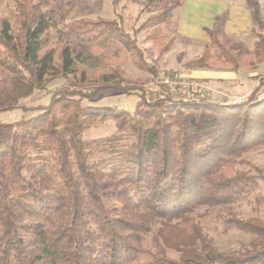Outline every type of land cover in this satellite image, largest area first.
Masks as SVG:
<instances>
[{
    "label": "trees",
    "instance_id": "trees-1",
    "mask_svg": "<svg viewBox=\"0 0 264 264\" xmlns=\"http://www.w3.org/2000/svg\"><path fill=\"white\" fill-rule=\"evenodd\" d=\"M7 2L14 7L0 20V112H40L0 121V264L264 262L261 218L234 212L225 217L226 230L237 228L253 238L245 251L223 254L195 214L201 207L242 201L256 211L264 208V171L246 154L264 148V74L235 102L168 94L150 99L123 65L131 62L151 75L158 70L121 16L78 18L52 33L49 0H0V5ZM181 4H164L142 28L168 24ZM246 5L252 30L261 29L254 45L228 35L224 12L204 28L210 42L190 66L238 71L264 64L261 4L246 0ZM83 34L98 39L87 51L73 40ZM106 44L124 52L97 58ZM93 59L108 71L90 72ZM59 78L65 82L50 90L48 102L22 103ZM104 89L142 93L134 111L84 102ZM107 120L115 123L112 134L84 138L87 129ZM109 205H119L118 214Z\"/></svg>",
    "mask_w": 264,
    "mask_h": 264
},
{
    "label": "rangeland",
    "instance_id": "rangeland-1",
    "mask_svg": "<svg viewBox=\"0 0 264 264\" xmlns=\"http://www.w3.org/2000/svg\"><path fill=\"white\" fill-rule=\"evenodd\" d=\"M50 6L45 10L48 12L52 27L55 33L58 24L74 19L89 17L105 18L122 17L126 31L135 36L139 45L145 50V56L149 64L156 67L158 73L151 75L138 70L131 62L123 65L126 73L133 82L142 86L148 82H153L151 88H144L147 97L153 99L157 96L170 95L174 98H195L216 102H235L248 96L251 89L250 83H245L241 88L235 87L233 82L227 78L230 67H213L209 69H198L190 66V61L199 55L204 46L209 42L208 35L203 27L209 22V18L216 12L229 11L227 7L237 4L245 5L244 0H181L182 4L173 10V16L168 24L158 25L155 29L142 28L143 23L152 14L161 11L164 4H172L175 0H74V4L69 8L66 4L69 0H49ZM262 15L264 18V0H259ZM189 3L188 9L191 12L200 6L196 16L200 18L198 22L186 21L181 18V9L184 4ZM14 5L10 2L0 5V20L9 18ZM230 12V11H229ZM191 15L187 17L190 19ZM254 25V24H253ZM252 25V27H253ZM252 27H248L246 34H243L244 42L252 47L257 40V32L261 29L255 25V32ZM227 29V24H226ZM234 39V38H233ZM79 49L89 50L91 43L98 42L91 34H83L73 39ZM114 51L124 52L117 44H106L105 49L98 55L109 56ZM90 72L108 71L107 66L101 64L99 59H93L88 65ZM256 70L258 74H264V64H260ZM162 74L176 77L180 80L188 81L182 87H170L161 82L159 78ZM244 77L243 75H241ZM241 77V78H242ZM260 80L256 79L254 84ZM63 78L55 79L47 85V89L38 92L22 100L27 106H37L48 102L50 90L63 84ZM243 84V82L241 83ZM235 87V88H234ZM142 91L139 90H112L104 89L100 96L92 101L84 102L94 106H117L129 111H134ZM264 96V92L260 98ZM40 111L37 109H14L7 112H0L1 122H13L22 118L31 117ZM116 130L113 120H107L101 124L90 127L84 132V138L89 140L97 137H105ZM248 158L264 171V148L251 150L246 153ZM256 173V171H254ZM264 191V182L262 183ZM109 211L116 215L120 211L119 205H109ZM236 213L240 217H259L264 221V208L255 210L254 206L242 201L229 206L201 207L195 212L198 222L203 232L213 240L218 252L223 254L240 253L250 247L253 234L244 232L237 228L226 230L223 226V219ZM160 225L159 223L155 226ZM173 256L178 253L171 251Z\"/></svg>",
    "mask_w": 264,
    "mask_h": 264
},
{
    "label": "crops",
    "instance_id": "crops-1",
    "mask_svg": "<svg viewBox=\"0 0 264 264\" xmlns=\"http://www.w3.org/2000/svg\"><path fill=\"white\" fill-rule=\"evenodd\" d=\"M243 3L245 4L246 0H244ZM188 5H189V3L184 4L182 9H181L182 20L185 19L186 21H188V20L194 19L196 22H198L200 20V18L198 17V15H199L198 12H199L200 6H196L195 7L196 10H192L190 12L188 9ZM227 10H229L230 12L229 11H224V12L228 13V19L226 22V24H227L226 31H227L228 35L232 39L234 38V40L244 41V38H242L243 34H246L245 32L247 31L248 27H252V25H253L251 10L247 7V5L245 6V5H240V4H239V6L237 4L231 5V6L227 7ZM224 12H216L211 16V18H209V22L207 24H205L203 27V30L207 35H208V33L205 31L204 28L210 27L213 23L215 16L218 14H222ZM195 14H198V15L196 16ZM189 15H191V18L187 19V17H189ZM208 38H209V42H210L209 35H208ZM257 69L258 68H253V69L241 68L238 71H235V70L228 71L227 78L229 77V79H230L229 81L233 82V84H235V87L240 86L242 88L245 83L246 84L250 83L252 87L249 91L251 92L253 90V88L257 85V84H254L256 81L255 76L259 75L256 72ZM241 75H243L244 77H242ZM242 82H243V84H241Z\"/></svg>",
    "mask_w": 264,
    "mask_h": 264
},
{
    "label": "built area",
    "instance_id": "built-area-1",
    "mask_svg": "<svg viewBox=\"0 0 264 264\" xmlns=\"http://www.w3.org/2000/svg\"><path fill=\"white\" fill-rule=\"evenodd\" d=\"M159 82H161L167 86H170V87H182V86H185L188 84V81L180 80L176 77L169 76L166 74H162L160 76ZM152 85H154V81L144 84V88H146V89L151 88ZM247 264H264V262H252V263H247Z\"/></svg>",
    "mask_w": 264,
    "mask_h": 264
}]
</instances>
